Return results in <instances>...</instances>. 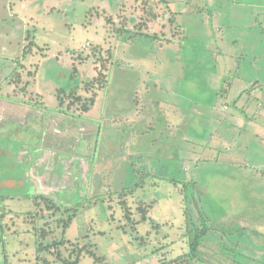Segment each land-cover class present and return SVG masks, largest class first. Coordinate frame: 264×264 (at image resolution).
Segmentation results:
<instances>
[{"label":"rangeland","instance_id":"1","mask_svg":"<svg viewBox=\"0 0 264 264\" xmlns=\"http://www.w3.org/2000/svg\"><path fill=\"white\" fill-rule=\"evenodd\" d=\"M182 1L0 0V32L11 34L9 40L0 38V101H8L0 102L4 135L0 136V264H43L36 254L33 226L25 216L33 212L37 195L51 197L62 207L80 205L65 235L58 223L64 208L54 214L43 205L38 223L49 232L43 244L55 243L52 253L42 254L50 264H65L58 253L68 260L78 244L79 264L174 261L189 251L188 219L202 224V210L212 217L214 227L208 234L212 243L200 253L207 264H224L211 250L223 251L229 242L235 246L238 237L228 238L223 230L236 232L249 226L239 219L240 213H227L228 208L236 209L230 198L240 202L241 196L250 210L256 204L249 197L257 193L249 189L259 184L252 185L256 175L252 164L251 171L241 168L239 176L252 186L241 182L234 171L226 173L223 164L227 167V160L238 159L235 151L245 135L249 154L258 155L249 140L256 129L264 134V89H250L255 74L242 65L233 70L242 81L235 80L237 84L227 91L224 105L228 107H223L215 93H222V83L228 82L220 79L224 71L217 52L232 53L222 40L233 41L237 33L254 31L256 19L257 37L264 39V10L250 6L264 5V0H185L186 7L180 6ZM221 11L226 12L227 28L218 24ZM137 30L156 38H134L132 31ZM29 31L37 55L23 59L32 43L26 40ZM17 58L26 60L27 69L17 70ZM100 58L110 61L109 78L91 86L101 70ZM31 74L36 78L31 79ZM182 100L190 105L184 107ZM212 103L223 115L204 108ZM202 112L210 115L208 120L201 119ZM200 120L208 127L203 137L194 124ZM11 122L25 124V130L16 132L13 124L8 126ZM205 143L215 154L226 156L199 164ZM162 157L171 159L163 164L173 177L180 175L174 170L178 164L170 163L177 158L186 171L193 170L196 182L206 171L201 182L206 188H199L202 201L197 194L191 196L194 187L186 199L170 182L143 178L147 171L155 173L153 166L163 165ZM206 157L213 158V152L206 150ZM247 161L246 156L242 164ZM218 206L226 209L224 216H219ZM6 211L23 218L14 221V215L8 214L1 221ZM241 244L236 245L241 251L236 255L245 259L249 248ZM85 246L104 263L83 250ZM193 263L202 264L199 259Z\"/></svg>","mask_w":264,"mask_h":264},{"label":"trees","instance_id":"2","mask_svg":"<svg viewBox=\"0 0 264 264\" xmlns=\"http://www.w3.org/2000/svg\"><path fill=\"white\" fill-rule=\"evenodd\" d=\"M23 1H26V0H23ZM165 2V1H164ZM187 6V5H186ZM50 16H53V13H51L50 14ZM35 30H37V32H36V34L38 33V27H36V29ZM133 33V37L134 38H136V37H138V36H144V37H146V38H156V36H151V35H149V34H143V33H141V31H132ZM9 34H10V32H8ZM34 37H33V35H32V32L31 31H29L28 33H27V42H31L32 41V43H30L26 48L27 49H25V51H24V55H23V59H26L27 58V56L29 55V54H31L32 56L34 55H37V52H36V49L33 47L34 46V43H33V41H34V39H33ZM171 42V41H170ZM112 56H113V54H110V59H112ZM22 58L21 59H19V58H17V61H16V63H18V68H17V70H20V69H22V70H25V69H27V67H26V65L24 64V61H26V60H23ZM6 59H2L1 61H5ZM99 61L101 62V70L99 71V74H97L96 76H95V80H94V82L93 83H89V85H91V86H95V82H97V81H99V83H103L104 81H105V83H107V80H108V76H107V73H106V71H107V69H108V61H106V59L104 58V59H99ZM110 62V61H109ZM24 64V65H23ZM36 68H38L39 69V67L38 66H36ZM15 70V69H14ZM16 70V71H17ZM17 76V83L19 82V78L21 77L19 74L18 75H16ZM31 77V79L33 78V77H35L36 78V74H31L30 75ZM34 80V79H33ZM20 84H22V83H20ZM15 85H17L18 86V84H15ZM25 85H26V87L27 86H29L28 85V83H25ZM23 88H25V87H23ZM15 89H16V86H15ZM229 89H225L221 94H220V98L222 99V100H226L227 101V99H228V91ZM153 92H154V94H155V88L153 87ZM200 95L201 96H203L204 97V93H200ZM205 98V97H204ZM61 100V104H62V106L65 104V99L63 98V99H60ZM157 102V101H156ZM236 104V103H235ZM235 104H234V106H235ZM190 105V103L188 102L186 105H185V107H187V106H189ZM85 109L87 110V107H85ZM245 115V114H244ZM256 117H257V115H254L253 116V120H255L256 119ZM194 124H195V126H196V128H197V131L199 132V134L201 135V137H203L202 135L204 134L203 132H205V129H206V127H205V123H203L201 120H200V123L199 122H194ZM194 126V127H195ZM198 134V135H199ZM202 146H203V144H202ZM145 148H147L148 146H144ZM210 151H212L213 153H215V151L213 150V147L212 148H210ZM201 155H202V158H203V160L202 161H200V160H198V162H199V164L201 163V162H203V163H205V164H210L213 160H219V158H220V156L223 154V152L222 153H219L216 157H214L215 156V154H213V158H207L206 157V150H205V148H204V146H203V150L201 151V153H200ZM161 159V163L160 164H163L164 162H169V160H171V159H169V158H165V157H162V158H160ZM164 160V161H163ZM227 160V159H226ZM228 161V160H227ZM175 163V165L176 164H178V166H176L175 167V169L174 170H179L180 171V175H178L177 177H173L171 174H170V167L168 166V165H161L159 168H155L154 166H153V169H154V171H155V173H153V172H150V171H147V173L146 174H144V176H143V178H154L155 179V181H167V182H170L171 184H173V187H174V189L175 190H177L178 191V193L179 194H184V195H186V199L187 198H189V194H188V192H190L191 193V190L190 189H192L193 187L196 189V191L194 190L193 192H192V194H191V196H193V195H198L199 196V200H201L202 201V196H204L201 192H199V188L200 187H204V188H206V186L205 185H203L201 182H202V179L203 178H205V176H206V171L204 172L202 169V174L203 175H201V177L199 178L201 181L200 182H196L195 180H194V175H193V170H187L186 171V168L183 166V163H181V161H179L178 160V158H177V160H172L170 163ZM216 162H218V161H216ZM237 163H239L240 165H239V167L237 168V170H235V169H231V167H225L224 165H223V169H224V171L227 173H229L231 170V172H233V171H235L234 173L236 174V176L238 177V178H240L239 176H240V170H241V168H244L243 167V164L241 163V160H237V161H235V164H237ZM189 163H188V161L185 163V165H188ZM181 166V170L179 169V167ZM219 169L221 168V166L220 167H218ZM191 169V168H190ZM191 179V180H188V179ZM241 179V178H240ZM142 180H144L145 181V179H142ZM242 181L241 182H244L246 185H248L249 184V182H247V180H243V179H241ZM249 181V180H248ZM141 187V184L140 185H137L135 188H140ZM135 190V189H134ZM130 192V191H129ZM33 194V193H32ZM126 194H128L127 192H126V190H124L123 192L121 191V195H123V196H125ZM34 196V195H33ZM179 196V195H178ZM240 196V195H239ZM31 197V196H30ZM194 197V196H193ZM196 197V196H195ZM226 197V196H225ZM235 197V196H234ZM234 197H233V199L232 198H230L231 199V201L233 202V204H235L236 205V209H232V208H228L227 209V213H229V214H232V211H233V213H235V214H241V215H246V216H250V215H252V213L250 212V210H247V204L242 200V197L240 196V202H237L236 201V199L234 200ZM209 198L210 199H212V201H213V197H212V194H209ZM208 197H207V199H208V201H210V199H209ZM237 198V197H236ZM195 199V198H194ZM33 200H35V206H34V210H33V212H30V214H27V215H25L26 217H28L29 216V220H30V223L32 224V226H33V231H32V233H33V235H34V237H35V240H36V249H37V256L38 257H40L41 258V260L43 261V264H50L49 262V260L48 259H46L45 257H43L42 256V254L44 253V252H50V253H52L53 252V249H54V244L55 243H52L51 245H49V246H44V244H43V240L49 235V232L45 229V228H41V227H39V223H38V220H39V218H41L43 215H44V208H43V205H45L46 206V208H47V210L48 211H50V210H53L54 211V214H56V213H58V212H60L61 211V208H64V210H63V213H62V218L61 219H59V221H58V223L59 224H61L62 225V228H63V233H64V235L66 234V232L69 230V228L71 227V225H72V223H73V221L75 220V219H77V214H78V211H79V206L80 205H78V206H75V207H73V208H69V207H62V205H59L54 199H52L51 197H47V196H45V195H37V196H34L33 197ZM226 200V199H225ZM222 200H219L218 202H217V204L219 205H222ZM232 204V203H231ZM214 203H213V207H214ZM221 206H218V210H219V216H221V215H225L226 214V209L225 208H222V210H221ZM216 210V209H215ZM246 210V211H245ZM221 211V212H220ZM250 212V215L248 214ZM216 213H217V210H216ZM8 214H13L14 215V221H16L17 219H20V218H23V215L22 214H18V213H14V212H8V211H6V212H4L3 214H1V221H5V218L7 217V215ZM65 214H68V218H64L63 217V215H65ZM234 214V215H235ZM126 216L128 217V218H130L129 217V212L127 211L126 212ZM200 217H203L204 218V221H203V223L202 224H200V225H198V224H196L194 221H192L191 219H188V222H189V224H188V238H189V241H188V243H189V251L188 252H186L185 253V255H183V256H180V257H178L177 259H175L174 261H167V259L165 258V260H166V262H164V259H163V261L160 263V264H194L193 262L194 261H196L197 259H199V260H201V263L202 264H207V262L205 261V255H204V253L202 252V253H200V249H202L203 247H205V250L206 249H208V246L207 245H209V244H211L212 243V240L210 239V237H209V233H210V231H211V227L210 226H212V227H214L213 225V219H212V217H210V216H208V215H206L204 212H203V210L200 212ZM143 219H145V217L143 218ZM143 224V223H142ZM210 224V225H209ZM4 229H5V226L4 225H2V230L4 231ZM216 229V228H215ZM223 233L224 234H226L227 236H228V238H230V237H238V242H237V244H235V246L233 245V243H231V242H229V244H225V245H230V247H228V246H224L223 245V247H224V250L222 251L221 250V248H219L218 250H215L214 251V249H212L211 250V252H214V256L215 257H221L222 258V262L224 263V264H236V262L238 261V256L236 255V253L237 252H241V251H239V250H236L237 249V246L236 245H239L240 243H242V244H247V245H249L248 244V242H247V239H249V238H253L252 240H253V245H255V246H262V245H264V234H262V233H260V232H255V233H253V232H251V231H249L247 228H241L240 230H238V231H236V232H227L225 229L223 230ZM42 243H41V242ZM241 244V245H242ZM218 245V244H217ZM81 245H76V247L73 249V252H72V254H74V255H70V257H69V259L68 260H66V259H63L62 258V255L60 254V252L58 253V257L61 259V260H63V262L65 263V264H79V262H80V257H81V252H82V250H81ZM87 248V246H85L84 247V249L83 250H85V251H87L88 249H86ZM231 248V249H230ZM161 249H159L158 251H160ZM247 253H245V254H247V259H251V264H252V262H253V258H254V256H255V254H254V252L255 251H253L252 250V248L251 249H247ZM88 252L89 253H91L92 255L91 256H93V258L97 261V262H100V263H104V260L103 259H101V258H99L96 254H94V253H92L91 251H89L88 250ZM74 256H77V258L75 259V258H73ZM263 257V256H262ZM82 258V257H81ZM6 259H8V256L6 257ZM74 259V260H73ZM239 259H242V257H240ZM70 260V261H69ZM243 260V259H242ZM256 260H257V262L260 264V263H262V261H260L259 259H257L256 258ZM164 262V263H163ZM105 264V263H104Z\"/></svg>","mask_w":264,"mask_h":264},{"label":"crops","instance_id":"3","mask_svg":"<svg viewBox=\"0 0 264 264\" xmlns=\"http://www.w3.org/2000/svg\"><path fill=\"white\" fill-rule=\"evenodd\" d=\"M187 4H188V2L183 0L180 3V6L186 7ZM250 6L252 8H262L264 10V5H257L256 3H253ZM218 10H220V9L218 8ZM180 14H182V13H180ZM225 15H226L225 11L224 12L221 11V13H219L218 17L220 20H219L218 24H221V26H223L224 28H227L226 24L224 23V21L227 19V18H225ZM254 21H255L254 22V31L251 30L250 33H247V31L237 33L235 35V37L233 38V41L228 40L226 37L224 38L225 41H224V39L222 40V42L225 43V47L230 48L232 53L227 52L225 50H222V53L217 52V57L219 60L221 59V64L223 66L222 68L224 71L223 72L224 75L222 77H220V79L223 82H225V81L228 82V83H222L221 91H224L225 89L232 90L234 84H237V83H235L236 81H238V82L242 81V77L239 74H233V70L240 69V67L242 65L248 66V70L255 74L252 78L253 83H249L250 89L252 90L255 87H257L258 89H264V83H258L259 81H257V79L259 78L260 81L263 80V82H264V39L257 37L259 35H258V31L256 28H258L257 24L259 21H258V19L254 20ZM260 24H262V23H260ZM3 33H4L3 31L0 32V38L3 37V39L9 40L11 34L6 33L4 35ZM263 36H264V34H263ZM204 38L208 39L206 34H205ZM170 43H172V41ZM256 45H257V47H256ZM211 49L214 50V48H211ZM224 52H226V53H224ZM245 53H247V54H245ZM245 56H247V59H245ZM234 62H235V64H234ZM230 65L232 67H230ZM209 85L212 88L213 85L212 84H209ZM215 94H216L215 97H218L219 101L221 102V105L226 104L227 101L222 100L220 98V94H221L220 92H216ZM203 99H204V97H203ZM110 101H112L111 98H110ZM182 101H184L185 105L189 102L188 100H182ZM0 102L1 103H5V102L7 103L8 101H0ZM207 105H208V103H207ZM207 105H205L204 108H207V109H209V108L213 109L214 108V110H217L220 113V115H223V111L220 108L216 109L214 107L215 104L212 103L211 107H209V106L206 107ZM13 106H19V105L13 102ZM223 107L226 108L228 106L224 105ZM108 108H110V106ZM119 109H121V108L119 107ZM23 110H24V107L22 109H20V111H23ZM1 112H2V110L0 111V113ZM11 112H13V111H11ZM13 113L16 115L15 112H13ZM209 117H210V115H208L207 113H205V112L201 113V119L206 118V120H208ZM237 119L241 124L243 123V121H241L240 118H237ZM253 121H255V120H253ZM204 123L206 124V122H204ZM12 124H13V128L16 132H18L20 130H25V124H23V123H20V125H19L17 122L16 123L11 122V124L8 123V126L10 127V126H12ZM224 124H226V123H224ZM228 124H230V123H228ZM231 124H233V123H231ZM206 128H208V127H206ZM233 129H234V124H233ZM10 131H12V129H10ZM246 131L247 130L244 131V129H243V133ZM249 135H251V134H249ZM0 136L4 137V135H1V134H0ZM213 137H211V139H209V141H212ZM246 139H247V135L242 137L241 142L239 141V138H238V143L240 142V145H238L239 146L238 149L236 148L235 153L238 154L237 157L239 160H241V163H243L246 160V156L249 157V162L247 161V163L243 164V167L248 169L249 171H251L250 167L252 164L253 171H256V175L253 178L254 180L252 182V185L255 186L256 184H259V186H255V187H253V189H249L252 192L255 191L257 193L256 197L255 196L249 197V201H254V204H256L254 208L250 209V212L253 214L251 216L239 215V219L240 218L244 219L245 221H247V224L249 225V226H243L242 228H244V229L247 228L249 231H251L253 233L260 232V233L264 234V134H261L260 130L256 129V133H254V137H253V135H251V137H250L249 142H253L252 149H255L257 151V154H258L256 157L249 154V150L251 148L249 149L246 147V143L248 142V141L244 142ZM207 143L204 144L205 145L204 148H205V150H208L210 153L212 151H210V147H208ZM10 147H11V149H13V151L17 152L19 150L18 148H15L12 146H10ZM240 151H242L243 153L241 154ZM9 153H10V151H9ZM219 153H222V152H218L217 154L213 153V154L218 155ZM223 155H225L224 152H223L222 156ZM220 158H222V157L220 156ZM220 158H219V160H220ZM238 159H236L235 161H237ZM219 160H215V161H219ZM228 161L230 162V163H228V167H231V169L237 170V168L239 167L240 164L239 163L235 164V161L233 159L228 160ZM223 165L226 166L227 164H223ZM248 166H250V167H248ZM248 180H247V182H249L248 185L252 186L250 181H248ZM242 200L244 201L243 198H242ZM252 239L253 238L247 239L248 244H250V245H248V248L249 249L252 248L253 251H255L257 254H259V259H260V261H262V263H260V264H264V245L257 247L255 245H253Z\"/></svg>","mask_w":264,"mask_h":264},{"label":"water","instance_id":"4","mask_svg":"<svg viewBox=\"0 0 264 264\" xmlns=\"http://www.w3.org/2000/svg\"><path fill=\"white\" fill-rule=\"evenodd\" d=\"M256 258L259 259V255L257 253L255 254V256L253 258L254 260H253L252 264H259L257 262ZM236 264H251V259H247V257L245 259H243V260L242 259H238Z\"/></svg>","mask_w":264,"mask_h":264}]
</instances>
